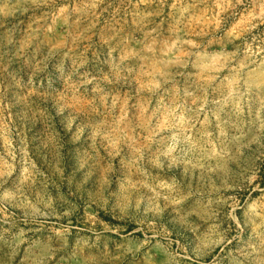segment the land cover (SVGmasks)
Wrapping results in <instances>:
<instances>
[{
    "label": "rangeland",
    "instance_id": "rangeland-1",
    "mask_svg": "<svg viewBox=\"0 0 264 264\" xmlns=\"http://www.w3.org/2000/svg\"><path fill=\"white\" fill-rule=\"evenodd\" d=\"M0 264H264V0H0Z\"/></svg>",
    "mask_w": 264,
    "mask_h": 264
}]
</instances>
